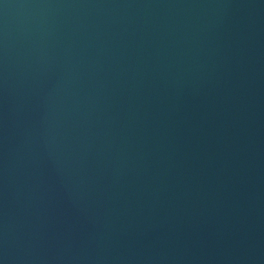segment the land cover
Listing matches in <instances>:
<instances>
[{"label": "water", "instance_id": "1", "mask_svg": "<svg viewBox=\"0 0 264 264\" xmlns=\"http://www.w3.org/2000/svg\"><path fill=\"white\" fill-rule=\"evenodd\" d=\"M0 264H264V0H0Z\"/></svg>", "mask_w": 264, "mask_h": 264}]
</instances>
